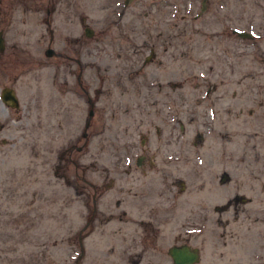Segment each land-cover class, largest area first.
<instances>
[{"label":"rangeland","instance_id":"obj_1","mask_svg":"<svg viewBox=\"0 0 264 264\" xmlns=\"http://www.w3.org/2000/svg\"><path fill=\"white\" fill-rule=\"evenodd\" d=\"M21 1L0 0V27L8 42L40 48L43 10ZM54 11L55 56L7 55L17 61L5 58L0 78L19 71L18 109H0V264H100L103 237L117 238L97 211L84 228L91 193L106 194L99 208L120 193L129 209L134 183L120 185L139 176L140 138L160 142L180 178L166 194H175L167 243L197 245L196 264H264V0H56ZM77 79L92 102L86 138L90 107ZM157 81L168 88L163 105ZM236 191L244 205L233 217Z\"/></svg>","mask_w":264,"mask_h":264},{"label":"flooded vegetation","instance_id":"obj_2","mask_svg":"<svg viewBox=\"0 0 264 264\" xmlns=\"http://www.w3.org/2000/svg\"><path fill=\"white\" fill-rule=\"evenodd\" d=\"M66 1L67 0H61ZM130 0L128 3H130ZM21 6L23 9L28 8L26 4H30L32 6H37L38 9L43 10L44 21L48 25L44 28V31L48 32V40L44 41L41 44V47L38 48L36 42L33 44L30 40H26V43H20L19 41H14L16 39L9 40L5 37V28L3 26L0 27V78L2 73H6V70L10 69L11 66L6 64L7 55L10 56H22V55H33L34 51L46 56L54 57L55 53H53L52 45H54L53 40H55V27H51L50 24H53V14H55V5L56 0H22ZM32 3V4H31ZM126 3V4H128ZM122 4L125 3L122 0ZM32 6V7H33ZM203 6V2H201V7ZM40 12V13H41ZM84 27V34L86 36L90 35V32H86ZM40 33V29L37 30ZM21 32H26V30H22ZM41 39H38L40 41ZM45 40V39H42ZM149 54L144 56L143 62L148 60V58L152 57L153 49L149 48ZM63 56H66L65 53H62ZM12 63H16V59H8ZM7 65V67H6ZM6 67V68H5ZM15 70V69H11ZM19 71L12 72L10 75L9 83H1L0 85V109L3 110L2 113L4 116H7L9 112L15 111L19 106V96L16 89L15 82L18 81ZM2 82V80H1ZM167 86H173V83L168 81L165 82ZM77 86L79 89L84 91V86L82 82L77 79ZM56 92L59 93L63 91L62 89L55 87ZM173 89V88H169ZM10 90L12 96L14 97V101L16 105H10L9 99L4 97L6 91ZM156 91L158 92L161 98V105L166 104L168 100V88H164L162 82H156ZM2 93L3 96L1 95ZM179 93V92H177ZM86 98L87 113L86 119L83 125V131L81 132V136L84 138L87 137L86 129L90 126L91 116H92V102L89 100L87 91H84ZM163 94L165 98H163ZM4 99H3V98ZM153 101L156 98L152 99ZM155 102V101H154ZM173 116V115H172ZM169 117L165 116V123L169 121ZM176 119L174 120V122ZM146 128L142 130H150L148 125ZM153 129L155 134H158L159 128L157 125H149ZM1 128V122H0ZM142 138H140L139 149L135 154V158L133 163L139 169V176H129L125 177L124 181L121 183L120 187L125 188L128 186L131 187L132 184L134 191L132 194L128 195V199H131L129 209L126 207H121L120 199H118L119 194H113L117 196L114 200H108L103 202L102 208L98 207V204L95 202L96 197L100 198L106 194L100 193V195H93L91 193L90 199V210L84 216V228L88 227L90 224V218L93 216L94 212H98V216L100 217V223L105 229L104 232H108L111 234H115L117 241L114 240V237L105 238L103 237L102 242L100 243L99 248L102 249L101 252V263L100 264H171L172 259L169 255V247L172 245H180L187 244L190 247H196L198 251V259L196 264L200 261V249L197 245L191 244L185 240L180 242H173L171 244L167 243V238L163 236L164 229L166 227V213L168 210L169 202L174 200L175 194L173 192L170 193V197H167L166 194L168 190L171 188V185L175 182L180 183V178L177 176L175 171L168 168V164H171L174 160L168 159V151L167 149H160V142H156L157 146L152 145V142L147 143L146 147L142 145ZM159 145V146H158ZM125 150L130 152V148L128 144L125 146ZM159 167V168H158ZM131 165L127 164L125 171L123 173L128 175L130 173ZM155 170V171H153ZM159 171V173H157ZM154 174V175H153ZM176 174V175H175ZM153 175V176H151ZM81 180L86 184H90L84 177H81ZM114 181L111 183L113 184ZM116 183V182H115ZM125 190V189H123ZM122 191V190H121ZM236 197H239L236 198ZM244 197L243 194H238V191L232 193L228 200V208L231 216H235L240 208V206L244 205ZM94 207V208H93ZM243 207V206H242ZM262 214H264V204L261 208ZM127 215V218L124 217ZM261 228L264 234V219H261ZM262 246L264 247V237H262ZM117 242V244H115ZM163 243L165 244L163 246ZM117 246L118 250L114 251V247ZM155 252V257H152L153 251ZM108 259H111L108 261ZM261 260L264 261V250L261 253ZM73 264H76L75 262Z\"/></svg>","mask_w":264,"mask_h":264},{"label":"water","instance_id":"obj_3","mask_svg":"<svg viewBox=\"0 0 264 264\" xmlns=\"http://www.w3.org/2000/svg\"><path fill=\"white\" fill-rule=\"evenodd\" d=\"M130 0H123V2L126 4ZM86 32H89L88 28H85ZM231 32L236 34L239 37H249L250 33L244 30L239 29H231ZM4 93L1 95L3 96ZM4 97L9 99L10 105H16V102L14 101V97L12 96V93L10 90L6 91V94H4ZM3 98V97H2ZM4 99V98H3ZM169 255L172 259L171 264H193L198 259V251L196 247H190L187 244H180V245H172L169 247Z\"/></svg>","mask_w":264,"mask_h":264}]
</instances>
